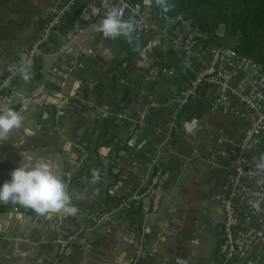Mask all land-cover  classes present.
<instances>
[{"label": "crops", "instance_id": "crops-1", "mask_svg": "<svg viewBox=\"0 0 264 264\" xmlns=\"http://www.w3.org/2000/svg\"><path fill=\"white\" fill-rule=\"evenodd\" d=\"M67 1L0 0V79L7 68L24 60L45 21ZM116 2L75 0L45 47L52 56L37 60L35 77L19 78L9 101L0 104L23 117L21 128L0 140V185L22 164L47 161L64 180L77 208L74 215L45 217L20 205L0 203V264H51L59 255L58 237L79 233L86 224L80 216L84 209L110 214L102 225L83 230L60 264H175V257L189 264L221 260L219 225L212 229L209 222L218 224L222 210L211 196L223 189L229 159L218 157L217 169L209 166L208 159L211 151L218 150L219 135L238 141L246 122L233 112H212V91L203 87L181 113L177 129H168L169 111L163 107L150 109L144 125L134 128L147 97L157 103L166 101L187 85L188 76L179 71L154 81L147 78L176 63L171 38L177 29L166 37L154 33L136 38L134 31L131 37L111 39L92 28ZM153 11L159 13L156 8ZM124 20L135 26L132 19ZM69 29H74L76 37L68 47L60 48L59 41ZM212 46L208 42L198 45L200 59H207ZM54 65L68 73L64 87L49 72ZM231 103L234 111H244L235 99ZM104 111L108 117H103ZM119 113L127 118L118 122L114 116ZM121 148L127 151L126 159L120 161L126 167L132 161L155 160L170 173L161 211L148 218L151 233L143 238L142 255L137 258L133 252L148 200L127 213L113 212L122 196L114 185L121 169L113 165ZM260 157L259 153L252 160ZM125 173L126 187L138 189L139 172L128 169ZM81 240L89 245L85 251ZM153 249L157 253L149 257Z\"/></svg>", "mask_w": 264, "mask_h": 264}, {"label": "built area", "instance_id": "built-area-1", "mask_svg": "<svg viewBox=\"0 0 264 264\" xmlns=\"http://www.w3.org/2000/svg\"><path fill=\"white\" fill-rule=\"evenodd\" d=\"M110 11L117 13L118 19H132L135 22V37L142 38L149 34L158 33L166 37L170 30L177 29L171 38L172 50L178 55L174 65L159 69L157 73H150L148 81L157 80L160 76L176 74L182 71L187 74V85L175 91L166 101L157 103L152 97H147V103L136 115L134 128H141L148 111L152 108L163 107L169 111V130L178 128V119L182 112L195 98L200 89L208 87L212 91L210 110L222 115L233 114L246 122L241 130L240 139L234 140L224 135L217 137V151H211L208 164L217 169V158L228 157L226 181L219 193L211 196V200L218 203L222 210V219L216 224L210 220L212 229L218 227L217 250L221 260L217 264H264V172L256 168L252 156L258 155L264 144V68L252 63L241 56L232 47L212 46L206 60L200 59L197 47L204 39V35L189 24H182L178 18L168 17L162 13H154L153 8L144 7L141 3L128 0H116ZM75 0H68L64 5L56 8L32 41L24 60L5 70L0 79V104L7 103L14 92L21 75L18 69L30 62L31 78L35 77L34 63L52 56L45 50L53 31L62 26L64 16L68 13ZM95 13V9H93ZM162 22V25H160ZM76 32L69 29L59 41L60 48L68 47L75 39ZM103 35V34H102ZM104 36V35H103ZM198 63V65L196 64ZM50 74L60 81L64 87L68 73L56 65L50 69ZM123 83V82H122ZM232 99L244 106V111H234L231 107ZM106 110V109H105ZM103 117H108L104 111ZM115 119L120 122L127 117L123 113L116 114ZM59 116L54 118L58 122ZM162 145L156 147L157 151ZM192 156H197L193 150ZM127 151L121 148L117 151L113 165L121 169L114 179V185L122 190V196L115 205L113 212L127 213L140 201L148 200V207L141 215V227L138 242L134 249L135 258L142 255V240L151 233L147 225L151 215L159 214L165 199V189L170 173L155 160L140 164L132 161L126 167L120 163L126 159ZM131 161V160H130ZM133 169L139 172L140 185L138 189L126 187V171ZM103 177V176H101ZM260 203V210L251 207V201ZM110 213L104 211H80L86 224L79 233L59 236L58 257L51 264H60L66 249L75 241H79L80 233L91 227L102 225ZM81 240V247L85 251L88 244ZM157 251L153 249L148 256L153 257ZM175 264H189L180 257L173 258Z\"/></svg>", "mask_w": 264, "mask_h": 264}, {"label": "clouds", "instance_id": "clouds-1", "mask_svg": "<svg viewBox=\"0 0 264 264\" xmlns=\"http://www.w3.org/2000/svg\"><path fill=\"white\" fill-rule=\"evenodd\" d=\"M92 28L111 39L131 37L135 31L134 23L131 20L118 19L116 12L105 13ZM18 71L21 78L28 81L31 78L30 62L21 66ZM22 122L23 117L16 110L6 106L0 108V140L20 129ZM256 168L264 172V156L257 161ZM10 176L9 181L0 185V203L20 205L45 217L60 213L74 215L77 212L64 180L49 162L37 161L31 166L22 164ZM250 203L252 208L260 210L258 201L253 200Z\"/></svg>", "mask_w": 264, "mask_h": 264}, {"label": "trees", "instance_id": "trees-1", "mask_svg": "<svg viewBox=\"0 0 264 264\" xmlns=\"http://www.w3.org/2000/svg\"><path fill=\"white\" fill-rule=\"evenodd\" d=\"M156 9L168 17L183 16L204 35L200 41L232 47L264 68V0H160ZM259 153L264 156V144Z\"/></svg>", "mask_w": 264, "mask_h": 264}, {"label": "water", "instance_id": "water-1", "mask_svg": "<svg viewBox=\"0 0 264 264\" xmlns=\"http://www.w3.org/2000/svg\"><path fill=\"white\" fill-rule=\"evenodd\" d=\"M140 3L144 7H149V8H153L154 9V8L159 6L160 0H141ZM178 20L183 22L184 21V17L183 16H179ZM234 43H235L234 40H232L230 42L231 45H233Z\"/></svg>", "mask_w": 264, "mask_h": 264}, {"label": "rangeland", "instance_id": "rangeland-1", "mask_svg": "<svg viewBox=\"0 0 264 264\" xmlns=\"http://www.w3.org/2000/svg\"><path fill=\"white\" fill-rule=\"evenodd\" d=\"M222 30V28L220 29V31Z\"/></svg>", "mask_w": 264, "mask_h": 264}]
</instances>
